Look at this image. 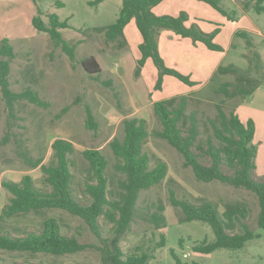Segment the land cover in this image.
Returning a JSON list of instances; mask_svg holds the SVG:
<instances>
[{"label":"rangeland","instance_id":"rangeland-1","mask_svg":"<svg viewBox=\"0 0 264 264\" xmlns=\"http://www.w3.org/2000/svg\"><path fill=\"white\" fill-rule=\"evenodd\" d=\"M93 1L21 0L14 6L8 4L3 8L5 17L14 18L0 20V48L3 39L9 38L15 53L11 61L10 88L16 93L31 89L39 94L48 107L21 100L15 105V117L11 118L0 87V232L23 237L41 231L44 221L53 217L60 223L64 235L75 236L90 246H102L83 220L63 210L5 217L3 212L10 204L12 194L3 183H19L25 175H30L38 188L50 190L41 168L28 165L21 153H26L33 160L42 159V165H50L54 159L51 144L56 139H64L72 142L75 147L70 158L73 162V189L79 200L88 202L85 189L90 166L83 152L93 149L100 151L108 161L109 187L113 197H117L118 182L124 179V175L115 170L118 158L110 143L115 138L123 139L124 120L137 118L146 121L150 133L144 151L151 159V167L162 160L168 165V174L159 185L141 193L137 217L121 241L124 253H131L139 245H154L159 241L161 233H165L166 246L157 251L151 264H175L172 251L185 264H264V231L257 226L260 207L256 197L246 190L219 182L197 181L191 168L184 166L182 155L166 140L154 136L155 131L162 129L154 112V104L173 97L190 96L187 113L197 112L201 132L198 139L205 146L207 138L213 135L208 120L215 118L216 104L225 100V111L240 108L238 114L242 120L255 121L254 144L258 148L256 178L260 180L264 176V88H260L246 101H242V98L224 99L215 94V88L224 82L234 81L236 77L218 76L213 81L220 66L235 65L242 70L251 66L246 56L251 55L253 50L248 47L245 39L237 37L239 29L248 30L252 36L255 51L261 56L264 74V12L258 14L252 8L246 14L242 10L246 0H221L224 9L234 12V20L229 21L211 6L199 3L208 8V12L200 16L205 22L202 27L196 21L192 24L200 26L208 34L220 27L222 31L215 42L223 46L225 51L207 50L212 54L211 58L207 53L208 59L212 60L209 62L212 73L209 75L208 70V76L201 80L203 84L193 88L170 77L175 83L172 84L168 79L165 81L164 78L163 89L156 91L158 70L152 59L143 74L135 76L140 58L135 40L131 38L128 47L120 49L117 43L109 42L103 32H98L117 20L121 7L117 6V0H111L103 7L92 5ZM59 2L64 6H60ZM39 11L44 20L47 15L56 14L60 21L68 22L70 28L62 30V35L76 46V62H72L61 48L55 47L47 33L38 32L34 28L32 20L39 16ZM162 53L167 67L186 75V70L170 67L177 62L172 61L167 52ZM91 56L101 65L102 72L98 81L88 76L81 65L84 59ZM191 66L188 71L196 75L194 65ZM109 82L111 85L107 84ZM85 105L92 109L97 129L87 126ZM65 108L68 109L63 113ZM201 161L209 164L207 157L203 156ZM172 196L194 205L210 201L218 206L220 212L230 206H243L248 212V226L260 237L248 242L241 250L220 249L208 255L196 253L193 251L194 246L203 241L211 243L215 238L214 233L206 223L184 222L182 209L171 203ZM160 207L164 208L167 227L156 230L148 218L150 214L158 212ZM100 224L103 237H111L113 224L104 218L100 219ZM180 241H183L182 246ZM0 264H102V257L96 249L59 257L0 251Z\"/></svg>","mask_w":264,"mask_h":264},{"label":"trees","instance_id":"trees-1","mask_svg":"<svg viewBox=\"0 0 264 264\" xmlns=\"http://www.w3.org/2000/svg\"><path fill=\"white\" fill-rule=\"evenodd\" d=\"M105 0H94L92 5H99ZM164 0H122V7L117 20L106 28L99 29L109 42L117 43L120 49L128 47L124 30L135 20L137 28L143 37L139 45L141 54L138 60L135 76L140 77L149 59H152L158 70V80L155 86L160 91L164 86L165 76H172L189 87H196L200 83L179 71L169 68L159 50V37L163 31H172L182 38L191 39L194 44L203 43L210 51L224 52L225 49L215 42L220 33L216 29L213 33L204 32L200 26L192 24L188 13L181 12L177 17L171 15L156 16L153 8ZM204 2L230 21L234 12H228L221 6V0H199ZM255 3L254 5L252 3ZM63 6L62 2H59ZM254 9L258 14L264 12V0H246L244 9ZM36 16L32 20L34 28L41 33H47L55 47L61 48L72 62H76V46L65 40L62 30L70 28L67 21H60L56 14L46 16V20ZM237 37L246 40L248 47L253 50L246 58L251 66L242 70L235 65L220 66L214 74L213 81L218 76H235L234 81H227L215 88V94L224 99L242 98L246 101L260 88H264V74L261 56L254 45L252 36L246 31H239ZM6 58V59H5ZM15 58L14 48L9 38L3 39L0 48V87L5 99L9 115L15 117V105L21 100H27L40 107H48L39 94L31 89L21 93L13 92L10 88L9 76L11 61ZM85 72L92 79L98 81L102 72L101 65L95 57H88L81 62ZM111 85V83H107ZM190 96L173 97L156 102L154 112L159 119L162 129L155 131L154 136L166 140L184 159V166L191 168L199 182H219L236 189H243L251 193L258 200L260 207L257 216V226L264 231V176L256 178L257 146L254 144L256 123L253 119L243 122L237 109L225 111V100L216 104L217 114L210 118L209 124L213 135L208 137L206 145L199 143L200 121L197 112L187 113ZM68 108L63 110V113ZM87 126L97 129L95 116L89 105H85ZM150 133L145 120L137 118L124 120L123 139L115 138L110 147L118 158L115 170L124 175L119 180L117 197L110 191L107 176L108 161L98 150H86L84 159L89 163L90 174L86 184L88 202L83 203L75 195L72 172L73 162L70 158L75 152L74 144L64 139H56L51 144L53 161L50 165H42V159L33 160L26 153H21L23 160L33 168L40 167L44 174V181L50 188L48 191L38 188L30 175H25L19 183L4 182L3 186L12 194L10 204L3 214L7 218H14L28 214H42L50 210H63L83 220L91 232L101 241L102 246H90L82 243L75 236L64 235L60 223L56 218H47L42 230L31 232L23 237H15L0 232V251L9 253H25L31 255L45 254L52 256L72 255L96 249L102 257V264H151L159 249L167 243L165 233H161L159 241L154 245L137 246L134 251L125 254L121 241L131 230L132 223L137 217L138 201L143 191L159 185L168 174V165L158 160L151 167V159L144 151V145ZM209 158V164H204L201 158ZM172 205L180 207L184 213V222L199 221L208 224L213 233L214 241H203L194 246L193 251L200 254H212L217 250H241L246 244L260 235L252 230L246 220L247 210L240 205L227 207L220 212L218 206L210 201L194 205L184 200L171 197ZM104 218L113 224L112 236L105 239L102 235L100 219ZM149 223L156 230L166 228L164 208L149 215ZM183 245V241H180ZM175 264H185L172 251Z\"/></svg>","mask_w":264,"mask_h":264},{"label":"crops","instance_id":"crops-1","mask_svg":"<svg viewBox=\"0 0 264 264\" xmlns=\"http://www.w3.org/2000/svg\"><path fill=\"white\" fill-rule=\"evenodd\" d=\"M19 1H21V0H0V15H1L0 20L6 21V20L14 19L12 17L11 18L5 17L4 16L5 14L3 12V8L5 6H7L8 4L14 6L16 4V2H19ZM110 1L111 0H105L104 2H102L98 6L103 7L104 5H107ZM242 2H241V4H242ZM117 3H118L117 4L118 7L119 6L122 7V1L121 0H117ZM120 3H121V5H120ZM199 3H204V2H201L199 0H164L159 5L155 6L152 11L156 16L171 15V16H175V17L179 16L181 14V12H186V13H188V15L190 17V20L187 22V26H191L192 22L196 21V23H198L202 27L203 22H205V20H201L200 16L202 13L208 12V8L206 9L204 6H200L201 4H199ZM63 6H64V4H63ZM121 7H120V10H121ZM120 10H119V12H120ZM242 10L244 13L248 14L249 11H252L253 9H250V10L242 9ZM2 14H3V16H2ZM216 29H220V33L217 35V37H218L221 34L222 30L220 27H218ZM3 30H4V28H3ZM242 30L246 31V32L248 31L246 29H242ZM242 30L239 29L238 31H242ZM248 33H249V31H248ZM124 34H125L127 41L128 40L130 41L131 38H133L135 40L137 46H138V49H139V45L143 42V37L137 28V24H136L135 20H132L127 25V27L124 30ZM232 46H234V45H232ZM159 50H160V53L162 56H164L162 52L165 51V52H167V54L169 55V57L172 61L177 62V64L174 63V65H170V67L174 66L178 70H181L180 68H182L183 70H186L185 74L190 76L192 80H194L200 84H203V82L201 80H204L205 77L208 76L207 75L208 70L210 71L209 75L212 73L211 68H210V64H209V62L211 63L212 60L208 59V56L212 58V54L207 52V50H209V49L203 43L194 44V42L191 39L182 38L181 36L175 34L172 31H163V32H161V35L159 37ZM212 52H214V51H212ZM207 53H208V56H207ZM140 57H141V54H140ZM150 60L151 59H149L147 61L146 65H148ZM146 65H145V67H146ZM191 65H194L193 67H195L196 75L194 73H192L191 71H188L189 68L192 67ZM143 72H144V69L142 71V74H143ZM170 77H172V76H165V81L168 79V81L170 80V82H172L173 80L170 79ZM174 83L175 82H172V84H174ZM258 91H256V93ZM239 110H240V108L239 109L237 108V112H239ZM242 121L247 122V120H245V121L242 120Z\"/></svg>","mask_w":264,"mask_h":264}]
</instances>
